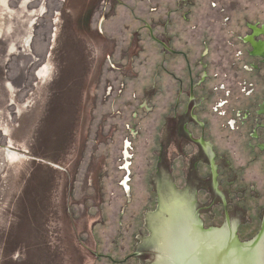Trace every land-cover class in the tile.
Listing matches in <instances>:
<instances>
[{
    "label": "rangeland",
    "instance_id": "rangeland-1",
    "mask_svg": "<svg viewBox=\"0 0 264 264\" xmlns=\"http://www.w3.org/2000/svg\"><path fill=\"white\" fill-rule=\"evenodd\" d=\"M164 1L0 0V264H157L161 196L169 203L184 192L204 231L227 229L222 204L207 207L211 194L186 176L175 127L164 123L162 56L148 28L158 29ZM191 2L182 33L199 52L242 32L245 18L264 23V0ZM210 133L227 154L219 172L237 176L231 187L222 173L221 190H232L230 207H245L230 229L250 243L264 212V160L247 131ZM237 219L247 222L240 230Z\"/></svg>",
    "mask_w": 264,
    "mask_h": 264
},
{
    "label": "flooded vegetation",
    "instance_id": "flooded-vegetation-1",
    "mask_svg": "<svg viewBox=\"0 0 264 264\" xmlns=\"http://www.w3.org/2000/svg\"><path fill=\"white\" fill-rule=\"evenodd\" d=\"M191 1L165 0L158 29L148 26L151 40L159 45L162 56L159 67L162 79L160 92L164 99L166 115L164 123L166 126L175 127L177 145L188 159L186 176L196 175L199 188L207 191L213 198L207 207L222 204L223 225H230L231 214L235 211L243 212L245 207L240 205L230 207L232 190L226 189L225 192L221 190L223 172H219V165L216 166V163L219 160L225 161L227 154L219 153L210 132L216 127L220 131L244 137L247 131L249 133L248 147L250 149L255 147V151L257 150L255 160L259 157L264 160V23L250 22L248 18H245L242 32L235 29L229 30L223 33V36L217 37L220 38L217 44H215L216 37L215 42L204 41L199 52L197 47L185 40L182 33L184 26L181 21H192L189 18ZM226 10L220 13H230ZM101 16L102 28L106 13L103 12ZM180 17L182 20L178 19ZM230 19V17L225 18L226 21ZM208 22L214 24L215 19L211 18ZM192 27L190 32L194 33L197 27ZM215 56L218 60H214ZM60 82L56 77L52 80L55 85H59ZM171 108L170 115L168 112ZM216 114L219 121L215 125L212 122V116ZM167 141V137H162L161 144L165 150ZM252 141L257 144L253 146ZM185 146L194 147L196 151L188 152ZM128 155L127 152L126 157ZM164 156L165 154L161 155L160 159L163 163L166 162ZM200 163L210 167L207 177H200L195 172L196 165ZM129 165L127 164L126 168H129ZM231 170L232 167L226 170L227 173H223V176L226 180L228 179V184L232 187L237 176H234ZM167 183L162 185L163 192L169 188ZM215 183L217 190L213 186ZM127 186L128 189L126 186L125 189L129 194L131 193L129 183ZM216 191L219 193L217 194ZM184 194L186 195L187 192L183 193V198L189 199ZM238 223L240 230L245 222L238 220ZM263 223L264 212L257 237L261 234Z\"/></svg>",
    "mask_w": 264,
    "mask_h": 264
},
{
    "label": "water",
    "instance_id": "water-1",
    "mask_svg": "<svg viewBox=\"0 0 264 264\" xmlns=\"http://www.w3.org/2000/svg\"><path fill=\"white\" fill-rule=\"evenodd\" d=\"M161 198L162 201L159 202L160 211L156 214L158 220L152 228L157 242L156 245L158 246L160 240H163L164 229L166 225L167 227L170 226L169 222L173 225L174 223L186 221L189 224L191 223L189 234L193 235L194 239L190 246L194 247L189 250L190 246H188L185 236L182 239V235L175 232L177 228L172 226L170 230L175 241L169 240L170 246L165 245L166 256H162L157 264H162V261L163 264H264L262 251L257 250L260 241H262L260 238L264 236V223L260 236L250 243H241L235 232L231 231L230 225L227 229L204 231L196 218L197 213H195L196 208L192 204L193 202L185 197L184 199L183 195L180 196L179 194L177 199L172 196L170 198L172 201L169 200V203L165 201L166 197L161 196ZM163 211L166 213L165 219H162L160 214ZM195 240H198V243ZM186 248L187 250H185ZM159 253L161 256L160 248Z\"/></svg>",
    "mask_w": 264,
    "mask_h": 264
},
{
    "label": "bare ground",
    "instance_id": "bare-ground-1",
    "mask_svg": "<svg viewBox=\"0 0 264 264\" xmlns=\"http://www.w3.org/2000/svg\"><path fill=\"white\" fill-rule=\"evenodd\" d=\"M127 182H128V180L125 182V186H126V188L128 189V186H127ZM168 184V186H169V188H168V191L167 192H169V189L172 191L173 189H174V187L172 186V185H170L169 184V182L167 183ZM166 192V191H165ZM189 195V194H188ZM162 213V212H161ZM163 213L164 214H166L165 213V211H163ZM184 220H186V219H184ZM168 224H170V226L168 225V227H167V225L165 226V229H164V236H163V240H160V244L158 245L159 246V248L161 249V252H162V255L161 256H165L164 255V253H165V245H168V246H170V241L171 240H174L175 241V238H174V236H172L171 235V230L170 229H172V226H175L177 229L175 230V232L177 233V234H180V235H182V239H184V236H185V238H186V242H187V244H188V246H190L191 244H192V241H193V239H194V237H193V235L191 236L190 234H189V229H190V225H191V223L189 224L188 222H186V221H184L183 223H172L173 225H171V223L169 222ZM188 226V227H187ZM167 234V236H165ZM165 237V238H164ZM171 238V239H170ZM264 238V237H263ZM170 240V241H169ZM197 243H198V240H195ZM193 247L194 246H190L188 249L189 250H191V249H193ZM264 249V239H263V241H261L260 243H259V247H257V250L259 251V252H261L262 250ZM185 250H187V248L185 249ZM263 256V260H264V255H262ZM163 260H164V258H163ZM162 264H163V261H162Z\"/></svg>",
    "mask_w": 264,
    "mask_h": 264
},
{
    "label": "snow or ice",
    "instance_id": "snow-or-ice-1",
    "mask_svg": "<svg viewBox=\"0 0 264 264\" xmlns=\"http://www.w3.org/2000/svg\"><path fill=\"white\" fill-rule=\"evenodd\" d=\"M261 255H264V250H262Z\"/></svg>",
    "mask_w": 264,
    "mask_h": 264
},
{
    "label": "clouds",
    "instance_id": "clouds-1",
    "mask_svg": "<svg viewBox=\"0 0 264 264\" xmlns=\"http://www.w3.org/2000/svg\"><path fill=\"white\" fill-rule=\"evenodd\" d=\"M164 255L166 256V253H164Z\"/></svg>",
    "mask_w": 264,
    "mask_h": 264
}]
</instances>
